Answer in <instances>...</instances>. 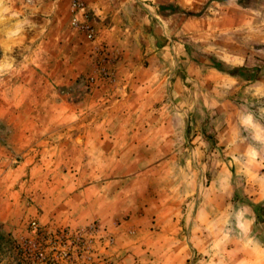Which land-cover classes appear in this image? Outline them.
<instances>
[{
    "label": "rangeland",
    "instance_id": "obj_1",
    "mask_svg": "<svg viewBox=\"0 0 264 264\" xmlns=\"http://www.w3.org/2000/svg\"><path fill=\"white\" fill-rule=\"evenodd\" d=\"M0 49V264H264V0H0Z\"/></svg>",
    "mask_w": 264,
    "mask_h": 264
},
{
    "label": "trees",
    "instance_id": "obj_2",
    "mask_svg": "<svg viewBox=\"0 0 264 264\" xmlns=\"http://www.w3.org/2000/svg\"><path fill=\"white\" fill-rule=\"evenodd\" d=\"M0 57H1V49H0ZM219 64L220 63H217L216 67L219 68V70H222ZM236 196L242 197L245 202H249L252 205V207L255 210V228L259 229L263 233V237H264V201L263 202H257V203L250 202L246 193H244L242 191L241 192L237 191ZM236 196L233 197V200H236V198H237ZM259 226H261V227H259ZM261 241L264 244V238H262Z\"/></svg>",
    "mask_w": 264,
    "mask_h": 264
}]
</instances>
